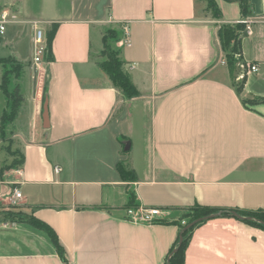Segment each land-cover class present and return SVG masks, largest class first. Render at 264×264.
<instances>
[{
  "label": "crops",
  "instance_id": "crops-1",
  "mask_svg": "<svg viewBox=\"0 0 264 264\" xmlns=\"http://www.w3.org/2000/svg\"><path fill=\"white\" fill-rule=\"evenodd\" d=\"M12 2L31 26L30 55L34 24L47 39L57 29L10 125L25 162L0 177V205L19 189L17 203L55 232L68 264H166L196 205L264 211V102L254 103L264 99V0H249L247 18L239 3L215 0L219 19L205 0L0 6ZM247 19L252 34L242 31L238 54L258 72L240 81L224 68L219 31ZM108 33L136 98L99 65ZM132 196L135 208L162 210L159 220H128ZM0 264L65 263L45 231L0 219ZM185 264H264V230L209 220L193 232Z\"/></svg>",
  "mask_w": 264,
  "mask_h": 264
},
{
  "label": "trees",
  "instance_id": "trees-1",
  "mask_svg": "<svg viewBox=\"0 0 264 264\" xmlns=\"http://www.w3.org/2000/svg\"><path fill=\"white\" fill-rule=\"evenodd\" d=\"M229 2H237L240 5L241 8V13L244 18H247L251 14V5L249 3V0H227ZM207 3V11L212 14V17L214 19H219L221 17V11L218 8V5L216 4L215 0H205ZM56 26L52 29V31L48 35V51L46 55V60L51 59V54H52V40L56 32ZM245 29V26L242 24H239L237 26H231L228 28L225 32L219 31V38L220 42L222 44V48L224 51L229 48L232 42L236 43L234 46V50L232 53H238V44H239V37L240 33ZM239 33V34H238ZM109 34L104 36V50L101 53V58L103 60L99 62L100 67L104 70V72L110 77L112 83L114 86L119 88L124 96L128 99H133L139 96V92L136 90V88L132 85L130 78L128 74L125 72L123 69V63L122 61L118 58L117 54L114 53L111 49L110 46H107V39L109 38ZM238 37V39H237ZM233 44V43H232ZM10 60L9 58H1L0 57V65L3 67L4 74L2 76V83L0 84V91L3 94V96L7 100V105L8 109L6 108L5 111H3V114L0 119V134L4 135L5 133V127L12 124L20 111L21 104L23 102V99L20 97L19 93L13 95H9L8 93V86L10 85L9 81V74L15 73L16 78L18 79L20 77V72L23 69V66L20 64H16L11 66V69L6 70L7 64ZM234 61V59H232ZM245 64V63H244ZM15 67V71H14ZM8 75V76H7ZM244 80V78H243ZM8 81V85H7ZM262 102H264V99H262ZM16 158V161L14 163V166H22L25 162L24 156L19 152L16 151L14 152V155H12ZM13 167V166H12ZM12 167H5L1 170L0 172V177L3 176L5 171ZM122 175H124V179L126 181H132L135 179L134 175H126V173L121 172ZM129 208H134L135 207V200L134 197H130V203H129ZM14 209V208H12ZM10 209V210H12ZM4 210L1 214L2 216L4 215V218L2 219L4 222H10V223H26L31 226H33L36 229L43 230L45 231L53 243L56 245L58 252L62 259L64 260L65 264H68L65 256H64V251L62 247L59 245L58 238L55 234V232L46 224L38 221L36 218L32 216V214H24V213H16L15 210ZM220 214V216L216 218H226V217H231L236 220L242 221L248 225L261 228L264 230V211H255V212H242L238 210H226V209H216V208H211V207H204L200 205H196L192 209L188 211V213L185 215V218L188 220L184 225L180 224L181 227V232L182 230L192 222L203 219L212 215ZM235 214H238L244 218L251 217L252 220H240L236 217ZM215 218V219H216ZM212 220V219H211ZM209 220H204L195 225L193 228L189 229L188 231L184 232V240L182 245L179 247V241H180V236L179 240L177 242L176 247L171 251L170 255L172 257L170 258V261L167 260L166 264H185V252L187 249V246L189 244L190 239L192 238L193 232L195 231L196 228H198L200 225L208 222ZM180 232V235H181ZM178 248V251L173 253L175 249ZM169 255V256H170Z\"/></svg>",
  "mask_w": 264,
  "mask_h": 264
},
{
  "label": "rangeland",
  "instance_id": "rangeland-1",
  "mask_svg": "<svg viewBox=\"0 0 264 264\" xmlns=\"http://www.w3.org/2000/svg\"><path fill=\"white\" fill-rule=\"evenodd\" d=\"M22 3L25 0H20ZM28 0H26L27 2ZM225 3L232 4L233 2H229L227 0H222ZM26 5V4H25ZM237 6V5H236ZM239 7V6H238ZM28 12H31L29 9V5L27 4ZM5 10L9 12V24L6 25L5 35H0V57L1 58H9L10 60L7 64H9L6 70H10L11 66L20 64L23 66L22 71L20 72V77L17 79L15 73L9 74L10 85L8 86L9 95L18 94L24 101V97L30 90V85L33 79L37 82L39 77V71L35 66H33L30 39H31V26L27 25L25 20H22L19 13L20 7L17 3L12 2L11 4H5L0 6V11ZM210 13V12H209ZM32 13L28 14L31 15ZM211 14V13H210ZM212 15V14H211ZM34 17L39 18L38 15H34ZM239 24L232 25H222L220 30L225 32L231 26H237ZM239 34V33H238ZM125 35V34H124ZM126 37V35H125ZM238 39V37H237ZM240 39V37H239ZM233 43V44H232ZM229 48L224 51L223 54V64L224 68L228 70V74L231 78L235 80H242L246 73H249L248 66H244L246 63L242 59V57L238 53H232L234 50V46L236 43L232 42ZM107 46H110V43L107 39ZM101 56V54H100ZM234 59V61H232ZM102 61V60H100ZM35 67V68H34ZM34 68V69H32ZM14 67V71H15ZM31 70H34V76L31 77ZM4 74L3 67L0 65V84L2 83V76ZM8 85V81H7ZM5 102L7 104L6 98L0 91V119L3 114V110L8 109V105L5 108ZM262 99L255 100L254 103H260ZM5 108V109H4ZM11 125V124H10ZM10 125L6 126L4 135L0 134V163L4 165V167H12L10 164H14L17 157H14V150L16 146L13 145L14 141L12 139V132L10 131ZM9 165V166H7ZM5 202V201H4ZM14 208V209H12ZM15 210L16 213H24L29 214L28 211L19 205L17 202H14L12 199H8L4 204L0 205V219L4 218L2 216V212L4 210ZM10 210V211H12ZM188 220L186 219V222Z\"/></svg>",
  "mask_w": 264,
  "mask_h": 264
},
{
  "label": "built area",
  "instance_id": "built-area-1",
  "mask_svg": "<svg viewBox=\"0 0 264 264\" xmlns=\"http://www.w3.org/2000/svg\"><path fill=\"white\" fill-rule=\"evenodd\" d=\"M9 12L2 10L0 11V35H4L6 32V25L9 24ZM236 24H242L245 26V32L248 35L252 34L251 21L242 20ZM34 42H33V65L40 71L41 66L46 62V55L48 51V41L45 35V31L37 27L34 24ZM242 34V32L240 33ZM244 66H248L249 73L258 72V67L252 64L245 63ZM56 172H60L61 169L57 167ZM22 198V194L19 189H14L11 199L14 202H18ZM163 211L160 209H147V208H129L126 210V218L128 220L142 222V223H155L162 216Z\"/></svg>",
  "mask_w": 264,
  "mask_h": 264
},
{
  "label": "water",
  "instance_id": "water-1",
  "mask_svg": "<svg viewBox=\"0 0 264 264\" xmlns=\"http://www.w3.org/2000/svg\"><path fill=\"white\" fill-rule=\"evenodd\" d=\"M43 120L45 123H48V110H47V107H45V110H44V117H43ZM46 128H48V126H46ZM236 217L240 220H252L251 217H247V218H244L238 214H235ZM220 216V214H216V215H212V216H209V217H206V218H203V219H199V220H196L194 222H192L191 224L187 225L181 232V235H180V241H179V247L182 245L183 243V240H184V232L188 231L189 229L193 228L195 225H197L198 223H200L201 221H204V220H211V219H215L216 217ZM178 251V248L175 249L173 251V253L177 252ZM173 254H171L168 258V261H170V258L172 257Z\"/></svg>",
  "mask_w": 264,
  "mask_h": 264
}]
</instances>
